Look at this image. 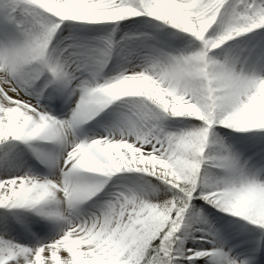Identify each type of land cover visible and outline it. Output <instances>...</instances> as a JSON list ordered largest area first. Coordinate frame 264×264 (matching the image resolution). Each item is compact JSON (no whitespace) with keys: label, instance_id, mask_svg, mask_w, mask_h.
<instances>
[{"label":"snow or ice","instance_id":"obj_1","mask_svg":"<svg viewBox=\"0 0 264 264\" xmlns=\"http://www.w3.org/2000/svg\"><path fill=\"white\" fill-rule=\"evenodd\" d=\"M0 264H264V0H0Z\"/></svg>","mask_w":264,"mask_h":264}]
</instances>
